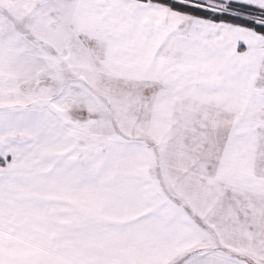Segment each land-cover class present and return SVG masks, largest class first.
Listing matches in <instances>:
<instances>
[{
    "label": "snow or ice",
    "instance_id": "obj_1",
    "mask_svg": "<svg viewBox=\"0 0 264 264\" xmlns=\"http://www.w3.org/2000/svg\"><path fill=\"white\" fill-rule=\"evenodd\" d=\"M0 264H264V0H0Z\"/></svg>",
    "mask_w": 264,
    "mask_h": 264
}]
</instances>
